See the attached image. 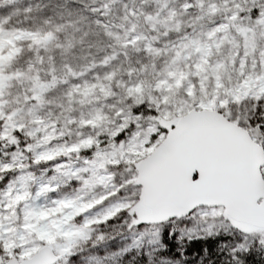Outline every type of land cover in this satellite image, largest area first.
Segmentation results:
<instances>
[{"label":"snow or ice","instance_id":"1","mask_svg":"<svg viewBox=\"0 0 264 264\" xmlns=\"http://www.w3.org/2000/svg\"><path fill=\"white\" fill-rule=\"evenodd\" d=\"M0 264H264V0H0Z\"/></svg>","mask_w":264,"mask_h":264}]
</instances>
